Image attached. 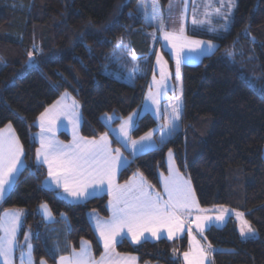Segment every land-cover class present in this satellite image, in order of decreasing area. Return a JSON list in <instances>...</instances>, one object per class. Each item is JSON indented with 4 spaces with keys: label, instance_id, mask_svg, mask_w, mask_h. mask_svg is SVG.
Returning <instances> with one entry per match:
<instances>
[{
    "label": "trees",
    "instance_id": "1",
    "mask_svg": "<svg viewBox=\"0 0 264 264\" xmlns=\"http://www.w3.org/2000/svg\"><path fill=\"white\" fill-rule=\"evenodd\" d=\"M166 1L159 0L162 13ZM137 3L0 0V60L4 63L0 67V128L8 123L13 126L25 161L0 203V213L14 208L25 211L21 234L30 227L37 264L41 259L56 264V256L41 236L44 222L38 207L42 203L56 218L68 217L67 240L72 249L86 239L95 257L103 251L87 213L96 210L108 216V194L73 202L44 187L47 173L36 160L33 135L38 116L65 92L78 101L80 132L88 138L109 133L103 115L115 113L113 125L140 106L146 78L139 76L128 83L109 70L114 66L111 53L123 36L135 37L142 44L146 42L143 29L155 27L137 16ZM241 33L246 36L241 35L237 45L234 39ZM228 38L199 62L182 64L181 129L159 146L136 154L121 170L119 181L140 170L158 184V172H166L165 155L171 149L201 207L225 206L243 212L258 233L242 238L233 217L222 226L208 227L205 240L217 247L211 264H264V0H238ZM245 44L252 47L253 56L247 54ZM230 50L234 51L231 57L227 56ZM156 124L155 117L144 112L132 134H144ZM60 136L68 139L65 133ZM184 238L175 257L173 243L165 238L139 244L124 238L116 250L136 254L140 263L184 264Z\"/></svg>",
    "mask_w": 264,
    "mask_h": 264
},
{
    "label": "snow or ice",
    "instance_id": "2",
    "mask_svg": "<svg viewBox=\"0 0 264 264\" xmlns=\"http://www.w3.org/2000/svg\"><path fill=\"white\" fill-rule=\"evenodd\" d=\"M187 5V0H182ZM205 19L211 22V16L221 17L226 23L225 31L228 30V21L232 15V9L236 7L235 0H205ZM172 8V0H169V9ZM135 12L138 17L150 25H155L153 35L158 30L165 41L172 45L176 53V78L180 79V64L184 59L182 53L185 47L200 48L207 44L208 48L213 47L212 41L190 40L184 35L183 23L178 31H167L166 20L159 8V0H138ZM132 15V13H129ZM170 18V14H169ZM184 12L180 14L183 21ZM204 20H199L193 16V24H202ZM120 43H123L121 38ZM232 56L231 51L227 53ZM29 60H32L33 53H28ZM161 57L157 56L160 63ZM165 73L161 72V78L156 81L158 86L165 87ZM155 80V77H154ZM249 87L254 84L246 79ZM67 95V93H65ZM159 92L152 93L149 90V97L153 104L159 105ZM171 109L170 119L164 125L169 130V134L177 129V121L182 114V92L176 95L174 100L168 105ZM137 114L129 115L120 125V133L126 141H130L133 153L144 151L151 144L144 143L152 141V131L145 133L139 140L131 139L128 130L134 124V117ZM61 117L68 120L73 130V140L70 144H64L55 139V130ZM112 119V117H108ZM79 112L78 103L73 101L71 105L56 101L49 108L45 109L39 116L40 121V147L36 149V159L47 165L48 177L57 187H63L64 192L79 200L87 195H94L97 189L107 188L110 197L108 203L111 206L112 215L106 221L97 220L96 230L99 232L100 240L103 242L104 253L99 261L92 257L90 247L87 242H81L79 252L74 251V255L69 258L60 256L59 264H134L135 257L122 256L116 252L118 237L120 239L131 236L134 243H138L145 233H150L152 237L159 238L162 230L166 229L168 238L178 235L184 230L186 218L191 216L192 210L196 209L198 215L195 217L196 228L203 235L204 223L211 219L205 215L208 209H202L196 200L189 179H185L174 166L169 167V174L162 175L164 192L167 199H164L160 192L152 190L153 186L144 178L143 174H134L131 181L124 184L116 183V172L127 164V157L123 155L119 147L113 149L105 133L99 139H87L79 135ZM7 132V135L4 133ZM50 133L51 135H46ZM163 142V133L162 141ZM127 145H125L126 147ZM23 146L15 136L11 124L6 129L0 130V199H3L8 191L18 165L21 164ZM169 158H172V151L169 150ZM91 189V191H89ZM46 214L50 215L47 205H41ZM22 210H13L0 216V231L4 233L0 236V258L3 264H12V256L17 243V231L20 227V215ZM228 209L220 206V214L215 217L222 221L228 213ZM236 217L240 220V234L242 237L255 235V229L249 221L244 219V213L236 211ZM188 234L192 237V229L189 226ZM206 239V237H204ZM28 237L25 236L27 242ZM191 246L183 253L186 264H205L215 251L211 243L201 246L200 242L192 237ZM31 244L27 243V261L25 253L21 251V264H32ZM175 253V249L173 250ZM40 264H47L41 260ZM211 264V262H210Z\"/></svg>",
    "mask_w": 264,
    "mask_h": 264
},
{
    "label": "crops",
    "instance_id": "3",
    "mask_svg": "<svg viewBox=\"0 0 264 264\" xmlns=\"http://www.w3.org/2000/svg\"><path fill=\"white\" fill-rule=\"evenodd\" d=\"M146 90L147 89L145 88V92L143 94V99H142V102H141L140 106L138 108L134 109L133 111H131L128 115H126L121 121H119V123H116L117 124L116 126L110 125V123H112V120L115 118V115L112 116V119H109L108 118L109 115L108 116L107 115H103L102 119L107 124V126H109V133H107V134H108V140H109V142L111 144V147L113 149L119 147L121 149V152L123 153V155L127 157V164L125 166L117 169V172H116V183L122 185L126 181H131L134 178H136V177H134V174H137V177H138V175L140 173H142L143 176H144V178L146 179V181L153 186L152 190L155 191V192H160L161 195L163 196V198L164 199H167V194L164 192V188H163L162 175L163 176H167L169 174V167H170V165L171 166H174L176 169H178V167L176 165V162H175V159H174V156H173V152H172V158H171V160H170L169 155H168L169 151L166 152V155H165L166 172H162V171H159L158 172V184H154L152 181H150L147 178V176L143 172H141L140 170H136L127 179H125L123 181H119V175H120L121 170L123 168H125L126 166H128V164L133 160V157L136 154L142 153V152H144L146 150H149V149H152V148H154L156 146H159L160 144H162L163 142H165L169 138H171L175 132H177V131H179L181 129V119L176 122L177 125H178V127L175 130V132H173L171 134H169V130L164 127V125L170 119V114H171V109L168 107V105L173 101V94L171 93V91L168 90V94L165 97L160 96V95L158 96L159 105L157 106L156 104H153L150 99H148V97H149V96L147 97L148 91H146ZM153 91H155V90H153ZM65 93H67V95H65ZM65 93L61 94L57 99H55L45 109L49 108L51 105H53L58 100L61 101L62 103H66V104H69V105H71L73 103V101H76L78 103V101L74 98L73 95H71L68 92H65ZM146 98H147V100H146ZM182 106H183V103H182ZM45 109L42 112H44ZM182 109H183V107H182ZM78 112H79V117H80L78 132H79V135L82 136L81 135V132H80V128H81V124H82V117H81V113H80L79 103H78ZM144 112L151 113L155 117V119L157 121V124H156L155 127H153L152 129L149 130V131H152V133H153V135H152V141L151 142H149V141H145L144 142L146 144H149L150 143L151 146L148 147V148H146L142 152L141 151H137V152L133 153V150H132L130 141H126L125 138L120 133V125L123 123V121L125 119L128 118L129 115H132L134 113L137 114L134 117V124H133V126L130 127L129 130H128V134L131 137V139L139 140V138L141 136H144L145 133L149 132V131H147L144 134H141L139 136H134L132 134L133 129H134L135 125H136V122H137L138 117L142 113H144ZM39 116H38V118L36 120L37 130L34 132V135H33L35 141L37 142V148L40 147V133H41ZM8 124H10V123H8ZM8 124H6L3 127H1L0 130L6 129V126ZM12 129L14 131L15 136L18 138V136H17V134H16L15 129L13 128V126H12ZM61 133H65L68 136V139L65 140V139L61 138V136H60ZM162 133H163V142H161L162 141ZM4 134L7 135V132H5ZM46 135H51V134L50 133H46ZM102 135H100V136H102ZM100 136L95 137V138H88V137H85V138H87L89 140H91V139H99ZM82 137H84V136H82ZM55 139L58 140V141L63 142L66 145L67 144H70L72 142V140H73V130H72V126L69 124L68 120L65 119V118H63V117H61L60 122H58V124L56 126ZM113 141H116V142L114 143ZM19 142H20V140H19ZM20 144H21V142H20ZM125 145H127V146L125 147ZM35 157H36V150H35ZM263 158H264V150H263ZM37 162L40 163V164H42L45 167V170H46V173H47L45 179L42 182V185L44 187H46V188L57 190L58 191V194L61 197L67 199V200H70V201H73V202H84V201L88 200L89 198H92V197H95V196L104 195V194H108L107 188H106V186H104L103 190L97 189V191H96V193L94 195H87V196L82 197L79 200H77L76 198H74V197L68 195L66 192H64L63 187H57L54 183H52L51 182V178L48 177V168H47V165L46 164H43L42 163V160L41 161H37ZM24 165H25V161H24V151H23V155L21 156V164L18 165V171L15 174L14 179H13V181L11 183V186L9 187L8 191L5 193L4 197L12 189V187L14 185V182H15V180L17 178V176H18L19 172L21 171V169L24 167ZM179 172L182 174V176L185 179H189L180 170H179ZM191 186H192V189H193L192 183H191ZM89 191H91V189ZM193 191H194V189H193ZM194 193H195V191H194ZM195 196H196V194H195ZM4 197H3V199H4ZM3 199H0V203L2 202ZM109 199H110V197L108 195V201H109ZM196 200H197V197H196ZM108 201H107V206H108V211H109L108 216L103 217L96 210H90L87 213L88 219L91 222V224L93 226V229H94V232H95V234H96L97 238L99 239V241H100V243H101L102 246H103V242L100 240L99 232L96 230L95 225H96L97 220L106 221V220H108L111 217L112 210H111V206L109 205ZM197 202H198V200H197ZM199 206H200V204H199ZM200 208H202V209H208V211L206 213H204L205 215H207L208 213L217 214L215 211H218V210L220 212V209H217V208H220V206L211 207V208H213V209H211V211H209L210 208H203L201 206H200ZM225 208H227V207H225ZM13 210H22V211H21V215H20V221H21V223H20V227H19V229L17 231V237H16L17 243L15 245V249H14L13 256H12V264H21V259H20L21 251H23L25 253V261H27V251H28V249H27V243H30L31 246H32V248H31L32 264H35V261H34L35 259H34V255H33V243H32V239H31L32 233L30 231V227L24 229V232L21 234V229H22V226H23V223H24V218H25V211L23 209H21V208L20 209L19 208H17V209L16 208H14V209H6V210H3L0 213V216H4L5 213L11 212ZM47 210L50 213V215L46 214L45 209L42 208V207H41V210L39 211V214L41 216V219L44 222V224H42L41 236L42 237H45L46 239L43 240V243H44V245H46V247H48L47 250H51V252H55L56 251V253H59L58 255H60V256H65V257L71 258L74 255V251L75 252H79V250H80V248H81L82 245L80 243V246H79L78 249H72V248H70L69 247L70 245H69L68 240H67V230H68V227H69L68 225L69 224H68V222H65L66 218L63 217L64 216L63 214H61L60 217L56 218L53 215V213L50 211L49 208ZM228 210L229 211L225 215V218L223 220V221H225L224 224L226 223V221L228 220L229 217L235 218V212L236 211H234V210H232L230 208H228ZM198 214H200V213H198V211L196 209H193L191 216H188L186 218V223H185L184 230L182 232H180L178 235L173 236L171 239L168 238V233H167V230L166 229L162 230L159 238L152 237L150 233H145L144 236L141 237V239H140V241L138 243H134L132 241L131 236H128L127 239L130 242H132L133 244H139V243H141V242H143L145 240L157 241V240H159L161 238H165V239H168L169 241H171V243L174 244L177 240H179L180 238H183V237H185L187 235V231L189 229V226L191 227L192 232L194 234L197 233L196 231H198V229L196 228V224L193 221H195V217ZM216 221L217 220L215 219V217H211L210 220H208L207 222L204 223V231L208 227H210V226H217L215 224ZM208 225H210V226H208ZM59 228L61 229V233H59ZM237 229H238V227H237ZM238 231H239V229H238ZM3 235H4V233L2 231H0V236H3ZM25 236L28 237L27 242L25 241ZM117 239H118V241L121 240L119 237ZM82 241H86L87 242V245L86 246H90V243L86 239L81 240V242ZM187 247L188 246H186V249H184L183 253L185 252V250H187ZM90 248H91V246H90ZM61 250L64 251V254H61L60 253ZM173 250L174 249L171 248V252ZM116 252H117V250H116ZM91 253H92V251H91ZM103 253H104V248H103L102 253L99 256L95 257V256H93V253H92V257H93L94 260L99 261L101 259V256H102ZM117 253H119V252H117ZM183 253H182V259L184 261ZM120 254L122 256H125V257H127V256L135 257L136 259H135L134 264L140 263L138 261L137 255L134 254V253H120ZM60 256L59 257H56V264H59V258H60ZM41 260H39L38 264H40V261ZM0 262H1V264H3V259L2 258H0ZM152 263H155V262H152ZM156 263L161 264L159 262H156ZM47 264H48V262H47ZM141 264H143V263H141ZM184 264H186L185 261H184Z\"/></svg>",
    "mask_w": 264,
    "mask_h": 264
},
{
    "label": "rangeland",
    "instance_id": "4",
    "mask_svg": "<svg viewBox=\"0 0 264 264\" xmlns=\"http://www.w3.org/2000/svg\"><path fill=\"white\" fill-rule=\"evenodd\" d=\"M215 2V0H214ZM236 7L232 9V15L229 18L228 23V30L225 31L224 25L225 21L221 17H217L215 15L211 16V22L205 19L204 12H205V0H187V5L182 3V0H172V8L169 9V0L166 1L163 7V15L166 20V29L167 31H178L180 24L183 23L184 26V35L186 37H189L190 40H199V41H212L213 47L208 48L207 44L201 45L200 48H192V47H185L183 50V57L180 64V79L177 80L176 78V53L172 48V45L169 44L167 41L163 39L162 34L159 31L155 32V37L153 35V29H143V33L145 34V43L140 44L139 40L137 41V38L132 36H123V43L117 42L116 47L113 49L111 53L112 62L114 63V66L109 68L110 73L128 83H134L135 79L139 76H144L146 78V91L147 97L149 96V90L151 89L152 93L159 92L160 96L165 97L168 94V90L171 91L173 94V100L176 95H180L182 92V103H183V91H182V64H194L199 62L204 55H208L213 53L216 48L221 44L222 40H229L228 35L231 32L232 26H233V20L235 11L237 8L238 0H235ZM184 12V19L183 21L180 20V14L181 12ZM170 14V18H169ZM199 20H204L205 22L202 24H193L192 19L193 16ZM241 35L246 36L245 33L238 34L235 37V41L238 45V41H241ZM250 41H254V38L250 36ZM243 40V39H242ZM234 43V41L232 42ZM245 47V51L250 56H253V50L250 45H243ZM231 53L234 51L230 50ZM161 57L160 63L157 62V56ZM228 56V55H227ZM231 57V56H229ZM4 63L2 60H0V67ZM165 73V87H160L156 83V81H159L161 78V72ZM155 77V80H154ZM155 90V91H153ZM147 100V98H146ZM161 110V109H160ZM105 115H109L108 117H112L115 115V113H107ZM114 118V117H113ZM124 117H121V120ZM120 120V121H121ZM119 123V122H118ZM117 124H113L112 126H116ZM43 204V203H42ZM39 205L38 210H41V205ZM43 205H47L44 203ZM225 207V206H224ZM49 207L47 206V209ZM210 208L209 211H211ZM220 209V208H217ZM228 209V208H227ZM217 214L208 213L207 216L209 217H216L220 214L219 210L215 211ZM64 218H66L65 222H68V217L63 214ZM244 218V217H243ZM235 221L237 224V227L240 232V220L235 215ZM245 219V218H244ZM207 222V221H205ZM225 221H216L217 226L224 225ZM194 226V225H193ZM210 226V225H208ZM207 226V227H208ZM197 233L192 232V237H195L197 241L200 242L201 246H204V243L202 239L204 238V231L203 235L200 234L199 230L196 231ZM59 233H61V229L59 228ZM258 235L257 231L255 230V235L250 237H242V238H253ZM185 242L187 250H189L191 246V240L192 237L189 236L188 231L187 235L185 236ZM181 240H177L178 245L175 243L172 245V248L175 249L172 251V257H175L176 252L181 247ZM88 241V240H87ZM91 246V245H90ZM88 246V247H90ZM185 246V249H186ZM72 248L71 246H69ZM64 250V249H63ZM61 250L60 253L64 254V251ZM92 251V248H90ZM51 253V252H50ZM93 253V251H92ZM53 256L59 257L60 255H57L56 253H51ZM59 254V253H58ZM94 256V255H93ZM45 260V259H42ZM35 261V260H34ZM46 261V260H45ZM185 261V260H184ZM39 262V261H38ZM47 262V261H46ZM211 258L209 260L205 261V264H210ZM35 264L36 261H35ZM48 264H50L48 262ZM141 264V263H138ZM143 264H158V263H152V262H146Z\"/></svg>",
    "mask_w": 264,
    "mask_h": 264
},
{
    "label": "built area",
    "instance_id": "5",
    "mask_svg": "<svg viewBox=\"0 0 264 264\" xmlns=\"http://www.w3.org/2000/svg\"><path fill=\"white\" fill-rule=\"evenodd\" d=\"M206 245H207V244H206ZM206 245H205V246H206ZM212 246H213V245H212ZM213 248H214L215 250L217 249V247H215V246H213Z\"/></svg>",
    "mask_w": 264,
    "mask_h": 264
}]
</instances>
